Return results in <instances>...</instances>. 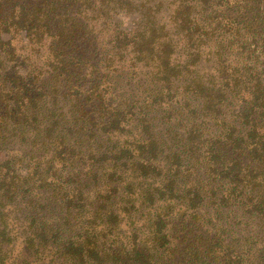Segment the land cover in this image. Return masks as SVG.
<instances>
[{"label": "trees", "instance_id": "1", "mask_svg": "<svg viewBox=\"0 0 264 264\" xmlns=\"http://www.w3.org/2000/svg\"><path fill=\"white\" fill-rule=\"evenodd\" d=\"M0 264H264V0H0Z\"/></svg>", "mask_w": 264, "mask_h": 264}, {"label": "rangeland", "instance_id": "2", "mask_svg": "<svg viewBox=\"0 0 264 264\" xmlns=\"http://www.w3.org/2000/svg\"><path fill=\"white\" fill-rule=\"evenodd\" d=\"M133 18H134V16H127L124 19H122V23L125 26H128V25L130 26L131 22L133 21Z\"/></svg>", "mask_w": 264, "mask_h": 264}]
</instances>
